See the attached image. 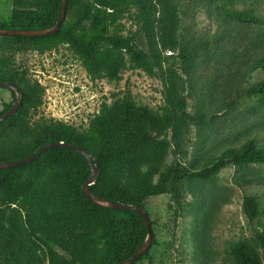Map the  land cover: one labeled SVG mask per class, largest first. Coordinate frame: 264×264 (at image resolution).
Listing matches in <instances>:
<instances>
[{"label": "trees", "instance_id": "trees-1", "mask_svg": "<svg viewBox=\"0 0 264 264\" xmlns=\"http://www.w3.org/2000/svg\"><path fill=\"white\" fill-rule=\"evenodd\" d=\"M61 0H12L2 28L46 29L58 17ZM130 7L144 32L147 46L136 35L123 34L115 26ZM89 23L85 26V21ZM178 0H67L58 29L45 35H1L0 47L42 53L65 45L81 62L90 78L117 80L128 65L156 74L161 50L178 45ZM263 75L247 93L264 106V53L257 61ZM164 105L156 112L124 95L103 102L84 129L49 119L31 126L27 112L41 103L42 86L18 68L0 69V81L15 85L22 94L16 111L0 121V161L27 157L52 142L74 144L92 158L97 177L88 185L97 197L130 204L147 215L151 244L156 223L162 219L158 199L175 202L174 216L183 193H193L199 183L214 178L227 165L245 167L264 163V144L248 139L227 145L202 160L166 156L171 144L180 147L187 122L194 121L175 81L166 71ZM0 109V115L15 101ZM170 137L167 138V134ZM91 175L86 159L64 146L52 147L29 163L0 169V264H122L146 238L142 217L135 210L112 209L93 202L82 190ZM243 210L263 218L264 205L246 195ZM180 208V207H179ZM235 264H261L260 256L240 241L230 246ZM146 259L153 264L150 246L131 264Z\"/></svg>", "mask_w": 264, "mask_h": 264}, {"label": "rangeland", "instance_id": "rangeland-1", "mask_svg": "<svg viewBox=\"0 0 264 264\" xmlns=\"http://www.w3.org/2000/svg\"><path fill=\"white\" fill-rule=\"evenodd\" d=\"M11 11L12 0H0V21ZM135 13L130 7L114 27L134 33L146 47ZM178 33L177 47L160 51L154 75L128 65L117 80L90 78L63 44L42 53L0 47V69L18 68L42 86L40 105L27 112L31 126L55 119L84 129L103 102L124 95L161 112V77L172 71L194 121L187 122L180 147L171 144L167 162L173 157L202 160L248 139L264 144V106L247 93L263 75L257 61L264 53V0H178ZM11 98L1 89L0 109ZM249 194L264 205V163L221 168L194 194L183 193L176 216L171 210L175 202L159 198L163 218L156 223V242L149 244L153 264H235L230 246L240 241L264 264L263 218L247 215L242 207ZM133 264H146V259Z\"/></svg>", "mask_w": 264, "mask_h": 264}, {"label": "water", "instance_id": "water-1", "mask_svg": "<svg viewBox=\"0 0 264 264\" xmlns=\"http://www.w3.org/2000/svg\"><path fill=\"white\" fill-rule=\"evenodd\" d=\"M66 2H67V0H61V6H60L59 14H58V17H57V19H56V21L52 27H49L46 29H20V28H5V27L2 28V27H0V36L1 35H31V36H34V35H45V34H49V33L56 31L58 29L60 23L64 19ZM0 86L8 87V88L12 89L16 94V99L12 103L11 107L0 115V121H1L3 119L10 117L16 111V109L18 108V106L21 103L22 94H21L20 90L15 85H13L12 83H10L8 81H0ZM56 146H64V147H68L70 149H73L74 151L80 153L86 159V161H87V163L91 169V175L87 179V181L82 185V190L93 202H95L96 204L101 205L103 207H108V208H112V209L135 210L142 217V219L144 221L145 229H146V238H145L143 244L140 246V248L137 251H135L130 257H128L122 263V264H131L133 261H135L137 258H139L141 256V254L149 247V244L151 242V230H150V224H149V220L147 218V215L141 208H139L137 206H133L130 204L124 205V204H121L118 202L107 201V200H104L100 197L95 196L89 190L88 185L94 182V180L97 177L98 172H97V169H96V167L92 161L91 156L83 148H81L77 145H74V144H69V143L66 144L63 142L48 143L27 157L12 160V161H0V169H7V168L15 167L18 165L29 163L30 161L37 158L44 151H46L52 147H56Z\"/></svg>", "mask_w": 264, "mask_h": 264}]
</instances>
